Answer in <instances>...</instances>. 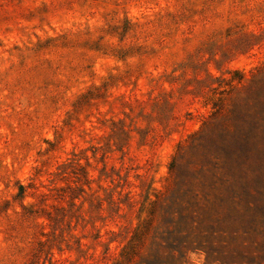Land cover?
I'll list each match as a JSON object with an SVG mask.
<instances>
[{"label":"rangeland","instance_id":"374dc122","mask_svg":"<svg viewBox=\"0 0 264 264\" xmlns=\"http://www.w3.org/2000/svg\"><path fill=\"white\" fill-rule=\"evenodd\" d=\"M0 264H264V0H0Z\"/></svg>","mask_w":264,"mask_h":264}]
</instances>
